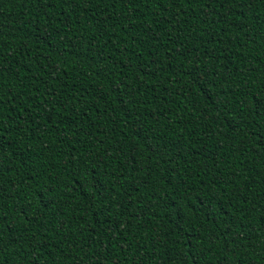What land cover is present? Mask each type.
I'll return each instance as SVG.
<instances>
[{"label":"trees","instance_id":"1","mask_svg":"<svg viewBox=\"0 0 264 264\" xmlns=\"http://www.w3.org/2000/svg\"><path fill=\"white\" fill-rule=\"evenodd\" d=\"M0 264H264V0H0Z\"/></svg>","mask_w":264,"mask_h":264},{"label":"snow or ice","instance_id":"2","mask_svg":"<svg viewBox=\"0 0 264 264\" xmlns=\"http://www.w3.org/2000/svg\"><path fill=\"white\" fill-rule=\"evenodd\" d=\"M0 251H2V249H0Z\"/></svg>","mask_w":264,"mask_h":264}]
</instances>
